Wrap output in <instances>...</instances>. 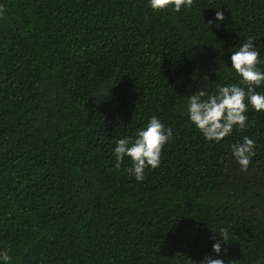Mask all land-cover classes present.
<instances>
[{"label": "trees", "instance_id": "1", "mask_svg": "<svg viewBox=\"0 0 264 264\" xmlns=\"http://www.w3.org/2000/svg\"><path fill=\"white\" fill-rule=\"evenodd\" d=\"M249 36L264 71V0H193L179 12L148 0H0L10 264H200L209 254L264 264V112L249 107L246 128L213 142L186 109L199 90L239 84L231 52ZM152 116L172 135L137 182L113 149ZM244 136L255 141L247 171L231 152Z\"/></svg>", "mask_w": 264, "mask_h": 264}, {"label": "clouds", "instance_id": "2", "mask_svg": "<svg viewBox=\"0 0 264 264\" xmlns=\"http://www.w3.org/2000/svg\"><path fill=\"white\" fill-rule=\"evenodd\" d=\"M153 11L171 8L175 12L182 8L191 7L193 0H148ZM223 12L217 11L216 21H223ZM213 24L214 21H209ZM219 27V24H216ZM254 37L249 36L235 51L231 52V67L239 78V84L217 85L213 94L206 95L203 90L188 96L186 109L189 121L200 131L206 141L220 142L231 135L234 128L247 127V111L251 107L256 112H264V92L256 88L264 85V71L259 68L261 53L257 50ZM244 85V86H241ZM172 129L166 127L159 118L152 116L147 124L137 129L135 137L125 136L116 141L113 155L117 167L127 157L131 164L126 171L134 176L137 182L145 179L146 169H156L161 164L162 149L171 138ZM255 141L247 136L231 145V152L240 165L241 170L247 171L254 153ZM217 233V232H214ZM221 240L212 244L215 254L223 251L222 244L226 243L227 231L218 233ZM11 257L6 250L0 249V264H10ZM200 264H225L221 258L205 256Z\"/></svg>", "mask_w": 264, "mask_h": 264}]
</instances>
